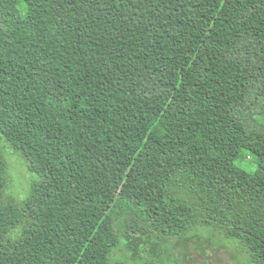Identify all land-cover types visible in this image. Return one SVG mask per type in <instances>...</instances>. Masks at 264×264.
I'll return each mask as SVG.
<instances>
[{
	"label": "trees",
	"instance_id": "1",
	"mask_svg": "<svg viewBox=\"0 0 264 264\" xmlns=\"http://www.w3.org/2000/svg\"><path fill=\"white\" fill-rule=\"evenodd\" d=\"M0 134V264H264V0H0Z\"/></svg>",
	"mask_w": 264,
	"mask_h": 264
},
{
	"label": "rangeland",
	"instance_id": "2",
	"mask_svg": "<svg viewBox=\"0 0 264 264\" xmlns=\"http://www.w3.org/2000/svg\"><path fill=\"white\" fill-rule=\"evenodd\" d=\"M0 148L8 164L6 192L23 199L37 176L29 170L23 155L13 149L1 134ZM255 162L254 157L247 154L238 159V164L249 171L255 169ZM169 257L177 264H249L243 248L233 241H228L218 231H201L196 236L188 234L186 238L174 240ZM130 262L136 264L134 261Z\"/></svg>",
	"mask_w": 264,
	"mask_h": 264
}]
</instances>
